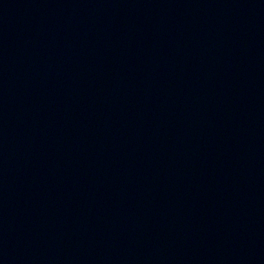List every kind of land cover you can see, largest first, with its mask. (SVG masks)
<instances>
[{
    "label": "water",
    "instance_id": "obj_1",
    "mask_svg": "<svg viewBox=\"0 0 264 264\" xmlns=\"http://www.w3.org/2000/svg\"><path fill=\"white\" fill-rule=\"evenodd\" d=\"M0 264H264V0H0Z\"/></svg>",
    "mask_w": 264,
    "mask_h": 264
}]
</instances>
